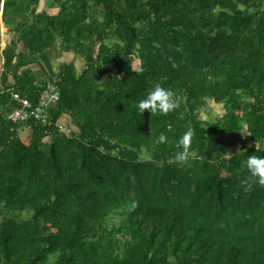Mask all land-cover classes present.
Returning <instances> with one entry per match:
<instances>
[{
  "label": "trees",
  "instance_id": "16d2710c",
  "mask_svg": "<svg viewBox=\"0 0 264 264\" xmlns=\"http://www.w3.org/2000/svg\"><path fill=\"white\" fill-rule=\"evenodd\" d=\"M44 2L0 0V264H264V185L242 183L264 155V0ZM57 42L70 135H21L12 94L37 101L31 65ZM157 83L179 107L140 115Z\"/></svg>",
  "mask_w": 264,
  "mask_h": 264
},
{
  "label": "clouds",
  "instance_id": "9594fccd",
  "mask_svg": "<svg viewBox=\"0 0 264 264\" xmlns=\"http://www.w3.org/2000/svg\"><path fill=\"white\" fill-rule=\"evenodd\" d=\"M179 107L177 94L171 87H166L161 83H157L146 96L138 101L137 109L140 115L145 109L151 113L168 114ZM194 129L188 128L180 138L177 148L181 149L174 154L175 162L185 165L190 161L189 147ZM167 136L161 133L156 139V144L166 142ZM245 166L250 173V180H245L242 183L251 187L253 183L264 185V155H250L246 158ZM135 207V205H133Z\"/></svg>",
  "mask_w": 264,
  "mask_h": 264
},
{
  "label": "built area",
  "instance_id": "2783aa9c",
  "mask_svg": "<svg viewBox=\"0 0 264 264\" xmlns=\"http://www.w3.org/2000/svg\"><path fill=\"white\" fill-rule=\"evenodd\" d=\"M13 99L17 102L7 115V119L16 125L19 134L22 130L18 124L33 121L41 125L46 131L54 127L59 133L69 136L70 128L62 124L58 119H54L52 108L59 100V89L55 80H46L45 84L37 94V101L32 102L28 96H20L18 93L12 94Z\"/></svg>",
  "mask_w": 264,
  "mask_h": 264
},
{
  "label": "crops",
  "instance_id": "0c3cea01",
  "mask_svg": "<svg viewBox=\"0 0 264 264\" xmlns=\"http://www.w3.org/2000/svg\"><path fill=\"white\" fill-rule=\"evenodd\" d=\"M0 26L2 30L4 29L3 32L1 31L3 34H0L2 35L1 47L3 48L5 43L9 39V36L7 34V29L3 26L1 20ZM60 44V42H57L52 48L48 49L45 53H43L34 64L31 65V68L36 77V82L38 84L47 80L48 77L55 76L60 71L61 64L74 59V53L69 51L67 48L66 50L64 49L62 51L60 49ZM75 63L79 69L82 65V60L78 58L75 60ZM2 65L3 56L0 54V74L2 71ZM11 125L16 126L14 123H11Z\"/></svg>",
  "mask_w": 264,
  "mask_h": 264
},
{
  "label": "rangeland",
  "instance_id": "374dc122",
  "mask_svg": "<svg viewBox=\"0 0 264 264\" xmlns=\"http://www.w3.org/2000/svg\"><path fill=\"white\" fill-rule=\"evenodd\" d=\"M44 0H40V3H39V6H38V10H40L41 8H43V7H45V5H44ZM56 10V9H55ZM55 10H50L49 9V12L50 13H52V12H54ZM143 29H145V25H143L141 28H140V30H143ZM4 31V29L2 30V29H0V34H3L2 32ZM1 38H2V35H1ZM4 38V37H3ZM3 43V42H2ZM60 49L63 51L64 49L66 50V48L64 47V46H62V44H60ZM59 49V50H60ZM72 52V51H71ZM133 64H134V66L135 67H138V61L137 60H134L133 61ZM212 108L214 109L213 111L214 112H211L210 111V115H211V117H213V116H217V114L216 113H220V112H222V109H221V107L220 106H217V105H213L212 106ZM219 136H221L222 138H225L226 137V135L225 134H219ZM234 144V143H233ZM239 149V145L238 144H234V145H232V150L233 151H237ZM116 220H117V218L115 217L114 219H113V221L114 222H116Z\"/></svg>",
  "mask_w": 264,
  "mask_h": 264
}]
</instances>
